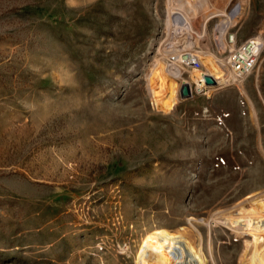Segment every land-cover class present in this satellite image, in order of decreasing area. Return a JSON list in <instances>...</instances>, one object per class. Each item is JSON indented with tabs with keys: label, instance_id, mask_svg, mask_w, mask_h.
Listing matches in <instances>:
<instances>
[{
	"label": "rangeland",
	"instance_id": "obj_1",
	"mask_svg": "<svg viewBox=\"0 0 264 264\" xmlns=\"http://www.w3.org/2000/svg\"><path fill=\"white\" fill-rule=\"evenodd\" d=\"M231 32L264 0H0V264H264V51L239 76Z\"/></svg>",
	"mask_w": 264,
	"mask_h": 264
},
{
	"label": "built area",
	"instance_id": "obj_2",
	"mask_svg": "<svg viewBox=\"0 0 264 264\" xmlns=\"http://www.w3.org/2000/svg\"><path fill=\"white\" fill-rule=\"evenodd\" d=\"M227 44L226 50H228L227 61L235 69L241 77H248V75L255 70L258 66L262 53L264 51V35L259 33L257 35L249 36L243 41L238 40V34L236 32L227 33ZM183 66L186 68H191V66L200 67V61L191 56V54H183ZM201 80L204 86L200 89L191 88V94L194 92L200 93L202 95H209L207 91L210 89L211 85L207 84L206 79ZM181 92V91H179ZM179 94V93H178Z\"/></svg>",
	"mask_w": 264,
	"mask_h": 264
},
{
	"label": "water",
	"instance_id": "obj_3",
	"mask_svg": "<svg viewBox=\"0 0 264 264\" xmlns=\"http://www.w3.org/2000/svg\"><path fill=\"white\" fill-rule=\"evenodd\" d=\"M205 79H206L207 84H215L216 83L215 79L211 75H206L205 76ZM181 96L183 98H189V97L192 96L190 87L187 84H185L182 87V89H181Z\"/></svg>",
	"mask_w": 264,
	"mask_h": 264
},
{
	"label": "crops",
	"instance_id": "obj_4",
	"mask_svg": "<svg viewBox=\"0 0 264 264\" xmlns=\"http://www.w3.org/2000/svg\"><path fill=\"white\" fill-rule=\"evenodd\" d=\"M221 92H219V93H216L215 95H214V97H213V99H212V101L211 102H213V100H218V98H219V94H220ZM212 98V97H211ZM221 99V98H220ZM256 106V105H255ZM220 109H222V108H220ZM261 142H262V146L264 145V138L262 137L261 138ZM264 147V146H263Z\"/></svg>",
	"mask_w": 264,
	"mask_h": 264
},
{
	"label": "bare ground",
	"instance_id": "obj_5",
	"mask_svg": "<svg viewBox=\"0 0 264 264\" xmlns=\"http://www.w3.org/2000/svg\"><path fill=\"white\" fill-rule=\"evenodd\" d=\"M237 72V71H236ZM252 73V72H251ZM237 74L239 75V73L237 72ZM239 76H241V75H239ZM201 85H203V83L201 84ZM214 85V84H213ZM183 87V86H182ZM182 87H181V89H182ZM190 87V86H189ZM181 89H180V91H181ZM190 90H191V88H190ZM208 95H209V97H212V94L210 93H207Z\"/></svg>",
	"mask_w": 264,
	"mask_h": 264
}]
</instances>
